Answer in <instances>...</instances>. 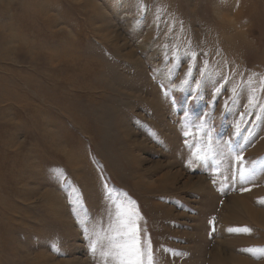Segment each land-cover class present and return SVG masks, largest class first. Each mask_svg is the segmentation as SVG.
Returning <instances> with one entry per match:
<instances>
[{"label": "rangeland", "instance_id": "374dc122", "mask_svg": "<svg viewBox=\"0 0 264 264\" xmlns=\"http://www.w3.org/2000/svg\"><path fill=\"white\" fill-rule=\"evenodd\" d=\"M117 206L155 264H264V0H0V264H105Z\"/></svg>", "mask_w": 264, "mask_h": 264}, {"label": "snow or ice", "instance_id": "6c2138e0", "mask_svg": "<svg viewBox=\"0 0 264 264\" xmlns=\"http://www.w3.org/2000/svg\"><path fill=\"white\" fill-rule=\"evenodd\" d=\"M193 59L196 53L191 54ZM207 62L205 61V69ZM201 75H205L202 71ZM184 83H189L187 80ZM199 84V81H196ZM219 91V90H218ZM250 103L252 101L250 100ZM192 129L196 132H202L207 137L205 146L199 153H194L195 158L200 163H211L218 167L222 161L218 157L223 153L217 150L220 141L214 137L211 129L205 127L204 122L191 124ZM185 136L192 134L185 131ZM225 144L227 142H224ZM234 159L239 162L242 157L235 156ZM191 164V161H189ZM254 175V170L241 168L239 179L243 183L249 181ZM247 190V189H246ZM126 211H121V208ZM87 231V230H86ZM227 231L234 233H250L248 227L229 228ZM90 250L95 254L100 249V256L104 259L105 264H155V258L151 247V241L141 235V229L137 219V213L134 209L127 206H117L114 213H109V224L106 229L94 227L91 230ZM54 251L58 249H53ZM243 251L256 254H264V248H248Z\"/></svg>", "mask_w": 264, "mask_h": 264}]
</instances>
